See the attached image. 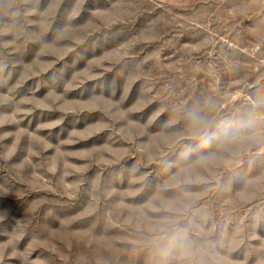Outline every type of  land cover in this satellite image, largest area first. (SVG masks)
<instances>
[{
  "label": "rangeland",
  "instance_id": "374dc122",
  "mask_svg": "<svg viewBox=\"0 0 264 264\" xmlns=\"http://www.w3.org/2000/svg\"><path fill=\"white\" fill-rule=\"evenodd\" d=\"M0 264H264V0H0Z\"/></svg>",
  "mask_w": 264,
  "mask_h": 264
}]
</instances>
